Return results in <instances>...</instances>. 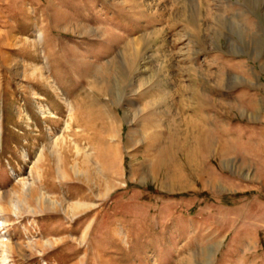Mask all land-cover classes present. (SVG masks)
Returning <instances> with one entry per match:
<instances>
[{"label":"rangeland","instance_id":"1","mask_svg":"<svg viewBox=\"0 0 264 264\" xmlns=\"http://www.w3.org/2000/svg\"><path fill=\"white\" fill-rule=\"evenodd\" d=\"M0 198V264H264V0H0Z\"/></svg>","mask_w":264,"mask_h":264},{"label":"bare ground","instance_id":"2","mask_svg":"<svg viewBox=\"0 0 264 264\" xmlns=\"http://www.w3.org/2000/svg\"><path fill=\"white\" fill-rule=\"evenodd\" d=\"M41 73H43V72H41ZM40 73V74H41ZM42 75V74H41ZM42 76H44V75H42ZM68 102V101H67ZM66 104V103H65ZM74 105H76L75 103H74ZM47 107V106H46ZM79 107V106H78ZM68 109L70 110V112H72L71 114H70V118H69V121L68 122H66L65 123V130L70 134V133H72L73 134V130H74V128H77L78 129V132H76V134H73V137L75 138V142L76 143H74L75 145L77 144V143H82V142H86V143H92V140L90 139V137H89V135H88V125H87V123L85 122V118H84V113H83V109L82 110H80L79 108L77 109V108H73L72 109V106H70V104L68 105ZM42 114L44 115V116H46L47 114H50V115H52V117H55L56 115H55V113L50 109V107H47L46 109H44L43 108V110H42ZM97 134V133H96ZM69 137H71V136H69ZM98 139V138H97ZM55 140V139H54ZM65 141V140H64ZM96 141V140H95ZM59 143V142H58ZM64 144V143H63ZM55 146H56V144H55ZM87 146V145H86ZM60 148H61V146H59ZM76 147V146H75ZM89 147V146H88ZM59 148V149H60ZM93 149V148H92ZM62 150V149H61ZM87 150H89V149H87ZM68 152V151H67ZM76 154H77V160H76V163L73 165V163H72V165H73V170H74V172L76 173V175H80V174H83L84 175V177H85V180H87V182L89 181V179H88V175H87V172L85 171V172H83L82 171V168H81V162L79 161L80 159H82V161L84 160V161H86L88 158H86V155H85V157L84 156H82V152H81V150L79 151V150H77L76 151ZM85 154V153H84ZM86 154H88L89 155V153H86ZM41 155H44L43 154V152H40V154H39V156H38V159H37V163H39L38 162V160L39 159H41ZM59 161V160H58ZM75 161V160H74ZM63 162V161H62ZM36 163V164H37ZM88 164H89V162H88ZM83 165V164H82ZM85 165V164H84ZM87 165V164H86ZM71 166V165H70ZM83 167V166H82ZM87 168V167H86ZM72 171V170H71ZM70 171V172H71ZM52 172H54V171H52ZM51 171H49L48 169H47V173H45V176L46 175H48L49 176V174H52L53 175V173H52ZM57 172H58V175L61 177V179L62 180H65V181H73L74 179L71 177L70 179H68V175H67V172H66V170H64V168L62 167V165H61V163H59V166H58V169H57ZM81 172H83V173H81ZM92 172V171H91ZM32 174V173H31ZM42 176V175H41ZM40 175H39V178H41L40 180H41V183L42 184H45V181H47L46 179H45V176H42L41 177ZM47 178H49V177H47ZM67 178V179H66ZM48 182V181H47ZM50 183V182H49ZM33 184H34V182L33 183H31V184H24V187H23V190H22V196H24V198L22 199L23 201H24V203H26V202H29V200H28V197H31L32 195H34V193H35V190H34V187H33ZM40 184V183H39ZM57 185V184H56ZM62 185V184H61ZM54 186V185H53ZM64 186V185H63ZM55 187V186H54ZM57 187V186H56ZM61 188V187H60ZM65 188V187H64ZM68 188V187H67ZM69 189V188H68ZM40 191H44L43 192V194H41V196H38V198H37V200H38V202H40V203H42L43 205L45 204L46 205V208H48V207H50V208H57L58 207V205H60V206H63V208H64V202L63 203H61V202H59V201H56V200H53V198H52V191L51 192H49L48 191V189L46 190V188H43V190H40ZM68 192V191H67ZM17 194V193H16ZM67 194V193H66ZM71 194V193H70ZM65 196V195H64ZM65 197H69V195L67 194V196H65ZM67 200H68V198H67ZM0 201H1V198H0ZM16 202V201H15ZM23 203V204H24ZM2 205V204H1ZM12 205H13V207H14V209L16 210V211H19V209H20V205L18 204V203H13L12 202ZM79 206V205H78ZM80 207V206H79ZM58 209V208H57ZM66 209H67V207H66ZM2 211H3V209L0 207V230H1V234H0V250H2L3 248H7V243L6 242H9V238L8 239H6V232L5 233H2L3 231H4V224L6 223V218L3 216V214H2ZM69 214V213H68ZM66 231V230H65ZM53 232V231H52ZM49 233V232H48ZM57 233V232H56ZM54 234V233H53ZM58 234H59V232H58ZM53 236V235H52ZM53 239V238H52ZM47 243V242H46ZM52 242H48V246H52V244H51ZM46 245V244H45ZM10 246V245H9ZM36 247V246H35ZM2 248V249H1ZM37 248V247H36ZM50 248V247H49ZM42 249V248H41ZM6 250V249H5ZM9 251H10V249H9ZM2 252V251H1ZM0 252V253H1ZM8 252V251H7ZM4 253V252H3ZM1 256H2V253H1ZM4 256V255H3ZM3 258V257H2ZM11 258V257H10ZM13 259V258H12ZM7 258H5V262L4 263H6L7 262ZM9 261H12V260H8V262ZM12 263V262H11ZM13 264H14V262H13Z\"/></svg>","mask_w":264,"mask_h":264}]
</instances>
